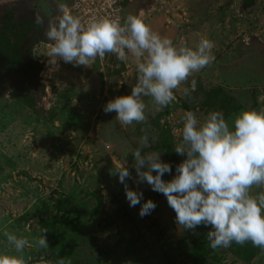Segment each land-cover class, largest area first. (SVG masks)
Here are the masks:
<instances>
[{
	"label": "rangeland",
	"instance_id": "374dc122",
	"mask_svg": "<svg viewBox=\"0 0 264 264\" xmlns=\"http://www.w3.org/2000/svg\"><path fill=\"white\" fill-rule=\"evenodd\" d=\"M8 9L18 11L17 20L37 14L45 25L56 11L41 0H0V11ZM129 13L178 46L207 37L215 61L189 77L197 82L191 100L182 95L186 81L163 109L144 97L146 120L122 126L103 106L130 93L133 58L106 53L90 66L59 59L52 65L43 54L47 43H37L32 57L43 66L44 90L0 89V250H11L3 235L9 231L29 241L25 264H264V250L246 259L248 242L211 249L210 225L178 226L166 197L137 179L131 153L147 136L150 148L143 150L160 152L172 169L162 177L168 180L184 159L174 147L186 110L198 117L219 110L228 118L243 107L264 108V0L248 8L243 0H124L123 16ZM120 163L131 174L128 187L156 204L150 215L141 218L139 205L129 206L113 174ZM45 228L46 249L36 243Z\"/></svg>",
	"mask_w": 264,
	"mask_h": 264
},
{
	"label": "clouds",
	"instance_id": "9594fccd",
	"mask_svg": "<svg viewBox=\"0 0 264 264\" xmlns=\"http://www.w3.org/2000/svg\"><path fill=\"white\" fill-rule=\"evenodd\" d=\"M41 3L56 8L44 33L47 47L43 54L50 64L55 65L59 59L74 66H90L106 53L121 62L133 58L135 84L130 93L115 96L103 106L105 113H115L122 126L146 120L144 97H150L159 109L167 107L177 99L174 90L216 59L214 43L207 37L201 36L194 46L186 42L178 46L136 13L82 19L64 0ZM49 12L45 8L44 15ZM37 20L44 22L39 15ZM196 87L193 78L181 89L182 95L191 100ZM72 103H76L74 98ZM180 125L174 151L184 159L175 166L174 175L162 179L172 169L161 160L159 151L143 150L150 144L149 138L142 136L140 146L131 152L137 179L166 197L175 223L183 230L210 225L206 236L211 249L251 242L264 250V108L243 107L228 118L219 110H209L200 117L186 110ZM113 174L124 186L129 206L139 205L141 218L150 215L156 204L144 199L141 191L128 187L126 178L131 174L126 164H117ZM41 231L36 243L46 249L43 233L47 229ZM3 235L11 250H0V264H25L21 254L29 241L9 231Z\"/></svg>",
	"mask_w": 264,
	"mask_h": 264
},
{
	"label": "trees",
	"instance_id": "16d2710c",
	"mask_svg": "<svg viewBox=\"0 0 264 264\" xmlns=\"http://www.w3.org/2000/svg\"><path fill=\"white\" fill-rule=\"evenodd\" d=\"M254 1L243 0V7H251ZM68 2L70 3L67 0L65 4L67 5ZM27 10H33V7ZM18 14V11L11 9L0 12V89H6L11 84L16 89L25 86L36 91H43L44 84L41 79L43 66L33 59L32 50L37 43H46L44 34L46 25L37 20V14L17 20ZM231 100L235 102L234 109L240 107L238 102ZM222 103L228 105L232 102L223 100ZM229 249L232 250L231 247ZM259 250L261 249L248 242L246 259Z\"/></svg>",
	"mask_w": 264,
	"mask_h": 264
},
{
	"label": "built area",
	"instance_id": "2783aa9c",
	"mask_svg": "<svg viewBox=\"0 0 264 264\" xmlns=\"http://www.w3.org/2000/svg\"><path fill=\"white\" fill-rule=\"evenodd\" d=\"M124 0H72L67 6L74 15L87 19L92 15L123 16Z\"/></svg>",
	"mask_w": 264,
	"mask_h": 264
},
{
	"label": "crops",
	"instance_id": "0c3cea01",
	"mask_svg": "<svg viewBox=\"0 0 264 264\" xmlns=\"http://www.w3.org/2000/svg\"><path fill=\"white\" fill-rule=\"evenodd\" d=\"M64 2H65V0H64ZM30 7V6H29ZM28 9V8H27ZM9 10V9H8ZM0 12H3V11H0Z\"/></svg>",
	"mask_w": 264,
	"mask_h": 264
}]
</instances>
